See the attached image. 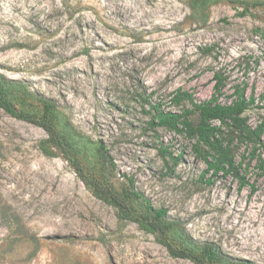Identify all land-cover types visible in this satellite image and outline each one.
Listing matches in <instances>:
<instances>
[{
  "label": "rangeland",
  "instance_id": "1",
  "mask_svg": "<svg viewBox=\"0 0 264 264\" xmlns=\"http://www.w3.org/2000/svg\"><path fill=\"white\" fill-rule=\"evenodd\" d=\"M216 70L228 77L220 102L247 83L256 102L246 117L263 124L264 0H0V72L14 106L42 118L40 97L54 100L51 120L85 171L117 192L133 181L179 224L175 245L186 234L264 264V148L254 158L252 146L236 149L241 188L232 174L203 176L195 140L149 126V103L180 112L193 106L177 92L210 100ZM47 138L0 108V264H194L122 220L63 154L45 155ZM131 206L147 216L145 201Z\"/></svg>",
  "mask_w": 264,
  "mask_h": 264
},
{
  "label": "trees",
  "instance_id": "2",
  "mask_svg": "<svg viewBox=\"0 0 264 264\" xmlns=\"http://www.w3.org/2000/svg\"><path fill=\"white\" fill-rule=\"evenodd\" d=\"M213 80L214 93L208 101L198 103L188 92L176 93L177 103L180 104L187 100L192 104V109L180 112L169 111L147 101L151 106V111L148 112L151 116L149 126L153 130L164 128L178 134H185L190 140H195V151L207 165L203 176L210 172L213 176H218L220 173L232 174L240 180L241 188H245L249 182L242 174L243 162L237 163L235 160L236 149L243 144L252 146V157H256L260 147L264 148V123L254 128L246 117V112L256 102L255 93L247 95V83L234 89L233 102L222 104L220 98L228 86V77L223 71L216 70L213 73ZM13 83L0 72V108L16 119L43 129L48 138L40 144L42 152L50 157H54L57 153L63 154L85 186L98 199L117 209L122 220L138 223L143 231L155 235L157 241L164 245L174 258L188 259L194 264H256L250 260L230 256L216 243L195 242L186 234L182 236V244L175 245L169 236L179 224L168 222L167 210L154 209L150 202L134 189L133 181H130L129 186L123 188L121 192H117L105 187L89 175L78 159L73 145L51 120L52 113L58 108L57 103L52 99L40 97L39 100L44 107V116L36 118L27 115L18 110L8 99L6 87ZM195 115L198 116L197 123L192 118ZM98 152L101 159L108 162L110 156L103 143H100ZM261 168L264 170V161H261ZM208 184L212 185L214 182L209 179ZM134 200L146 202L147 216L138 215L131 206V201Z\"/></svg>",
  "mask_w": 264,
  "mask_h": 264
}]
</instances>
